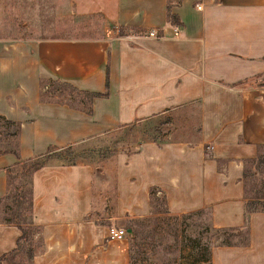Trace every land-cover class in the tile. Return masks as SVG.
Segmentation results:
<instances>
[{"label":"crops","instance_id":"obj_1","mask_svg":"<svg viewBox=\"0 0 264 264\" xmlns=\"http://www.w3.org/2000/svg\"><path fill=\"white\" fill-rule=\"evenodd\" d=\"M70 3L101 16V36L0 42V116L20 125L17 154L0 153V204L19 160L165 115L185 112L196 129L135 142L100 165L47 160L30 175L26 224L38 244L10 262L25 236L0 217V264H131L126 221L152 216L159 196L171 214L206 209L213 228H247L246 244L212 245L211 264H264V200L247 213L245 198L249 166L259 173L264 154V0ZM52 80L85 100L44 93ZM111 225L127 235L108 239Z\"/></svg>","mask_w":264,"mask_h":264},{"label":"rangeland","instance_id":"obj_2","mask_svg":"<svg viewBox=\"0 0 264 264\" xmlns=\"http://www.w3.org/2000/svg\"><path fill=\"white\" fill-rule=\"evenodd\" d=\"M103 20L99 14H82L73 10L70 0H0V42L33 40L44 38H93L102 34ZM47 90L62 94L74 104H80L85 97L70 92L61 82L49 83ZM189 116L184 113L174 117L165 115L146 123L130 124L118 131L87 142L78 143L54 152L46 160L52 159L64 163L86 161L102 164L119 149L130 152L135 142L154 138L168 139L173 136L193 135L196 125L189 124ZM14 125L6 124L0 119V150L12 148L15 137L10 135ZM25 165L13 168L9 176V192L0 204V217L8 218L21 225L25 240L19 247L20 256H13L10 262L21 263L25 258L22 253H30L38 241L29 238L32 227L26 223L30 220L31 179L30 173H24ZM247 175V193L254 195L264 191V163L260 165L263 172H253L249 166ZM156 197V196H155ZM152 211L148 218L127 220L132 228L128 234L131 264H183V256L191 249L188 243L197 241L200 247H211L220 243L221 233L209 224V212L205 210L186 214L166 212L165 200L159 196L153 199ZM134 232V235H133ZM241 236H231L229 241L237 242ZM197 249V248H196Z\"/></svg>","mask_w":264,"mask_h":264},{"label":"trees","instance_id":"obj_3","mask_svg":"<svg viewBox=\"0 0 264 264\" xmlns=\"http://www.w3.org/2000/svg\"><path fill=\"white\" fill-rule=\"evenodd\" d=\"M169 17L172 19V21L174 23L177 22V18L174 15L169 14ZM55 82H61V84L65 87H68L70 89V92H68V94H71V92H75V93H80L81 91L76 90L73 86H71L70 84L66 83V82H62L59 80H52L49 83H55ZM86 95H89L90 97H94V96H104L106 94V92H86ZM0 119H3L5 121L6 124H11L15 126V129L12 131V133L10 135L15 137V143L14 146L11 148H7V149H2L0 150V153H5V152H11L14 154H17V148H18V140H17V135L19 132V127L20 125L15 123L14 121L8 120L3 116H0ZM49 154H46L44 156L41 157H37V158H33V159H29V160H19V162L17 163L18 165H25L27 164L26 168L24 169V173L28 174V173H32L34 170L40 168L47 160ZM264 163V154H259L258 158H257V165H258V171L259 172H263L262 168L260 167V165ZM7 172H9V174L12 172V169H7ZM246 175H248V172L246 173ZM31 191V190H30ZM245 198L247 199L246 201V211L248 212H254V211H259L262 209L263 207V200H264V191L262 193H259L258 191L254 194V195H248L247 193V188H245ZM167 210V209H166ZM168 212V210L166 211ZM4 220L6 222L9 223H15L19 226V228L22 231V227L19 223L14 222L9 220L8 218H4ZM212 229L215 230V233H221L222 234V239L220 241L219 244L221 245H232V244H246L248 242V230L247 228L243 227V228H213ZM23 234V231H22ZM134 235V232H133ZM231 236H241V238L237 241V242H231L229 241V238H231ZM193 244L190 245V243H188V247H190L191 249L188 251V253L186 255L183 256L184 258V263L183 264H211V259H210V247H200V244L197 241H193ZM197 248V249H196ZM4 258V256L0 257V260H2ZM133 264H134V256H133Z\"/></svg>","mask_w":264,"mask_h":264},{"label":"built area","instance_id":"obj_4","mask_svg":"<svg viewBox=\"0 0 264 264\" xmlns=\"http://www.w3.org/2000/svg\"><path fill=\"white\" fill-rule=\"evenodd\" d=\"M197 9H201V4H196ZM146 34L150 37H158V29L157 28H150ZM162 35H166L165 31L162 30ZM173 37H178L179 36V26L174 24L171 26V33ZM127 235V231L124 227H117L114 225H111L108 227V233H107V238L108 239H122Z\"/></svg>","mask_w":264,"mask_h":264}]
</instances>
